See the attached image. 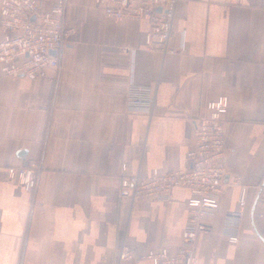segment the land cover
Returning <instances> with one entry per match:
<instances>
[{
    "label": "crops",
    "instance_id": "crops-1",
    "mask_svg": "<svg viewBox=\"0 0 264 264\" xmlns=\"http://www.w3.org/2000/svg\"><path fill=\"white\" fill-rule=\"evenodd\" d=\"M65 18L74 31L58 69L35 81L0 71V264H118L121 241L138 255L175 250L188 191L176 189L171 203H131L119 195L122 168H185L196 122L220 96L229 99L230 182L204 218L199 264H264V0H179L171 46L183 51L174 55L147 49V22L107 17L95 0H68ZM131 82L155 89L152 113L129 109ZM27 162L41 167L31 192L7 171ZM242 187L232 244L226 220Z\"/></svg>",
    "mask_w": 264,
    "mask_h": 264
},
{
    "label": "built area",
    "instance_id": "built-area-1",
    "mask_svg": "<svg viewBox=\"0 0 264 264\" xmlns=\"http://www.w3.org/2000/svg\"><path fill=\"white\" fill-rule=\"evenodd\" d=\"M68 0H1L0 71L7 78H45L60 65L59 54L74 29L66 25ZM179 0H95L107 17L116 20L147 22L146 47L151 52L174 55L183 51L171 46ZM155 89L131 82L127 103L131 110L152 113ZM229 99L220 96L209 104V113L196 122L193 146L187 152V166L173 171L155 169L150 175L128 174L123 165L119 195L131 203L153 201L171 203L175 190L188 191V219L180 245L171 250L162 246L138 255L124 241L117 248V263L149 260L156 264H199L196 246L199 236L208 230L206 216L219 208L220 198L230 182L225 158V121ZM8 176L28 192L39 181L41 167L27 162L8 168ZM238 182L233 178L232 184ZM264 187V186H263ZM247 189L242 187L239 209L226 220L225 233L232 244L239 242L241 221L247 204Z\"/></svg>",
    "mask_w": 264,
    "mask_h": 264
},
{
    "label": "water",
    "instance_id": "water-1",
    "mask_svg": "<svg viewBox=\"0 0 264 264\" xmlns=\"http://www.w3.org/2000/svg\"><path fill=\"white\" fill-rule=\"evenodd\" d=\"M263 186H264V183H263ZM261 193H262V189H261V191H260V193H259V195H258V197H257V200L255 201L254 206H253V208H252V212H253V213H254V211H255L256 204H257V202H258V199H259L260 196H261Z\"/></svg>",
    "mask_w": 264,
    "mask_h": 264
}]
</instances>
